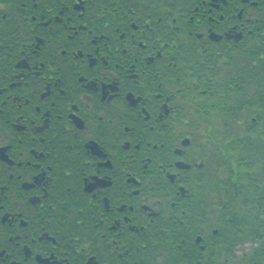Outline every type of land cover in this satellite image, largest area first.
Masks as SVG:
<instances>
[{
  "label": "flooded vegetation",
  "instance_id": "af4514ba",
  "mask_svg": "<svg viewBox=\"0 0 264 264\" xmlns=\"http://www.w3.org/2000/svg\"><path fill=\"white\" fill-rule=\"evenodd\" d=\"M263 44L264 0H0V264H264L180 111Z\"/></svg>",
  "mask_w": 264,
  "mask_h": 264
},
{
  "label": "trees",
  "instance_id": "16d2710c",
  "mask_svg": "<svg viewBox=\"0 0 264 264\" xmlns=\"http://www.w3.org/2000/svg\"><path fill=\"white\" fill-rule=\"evenodd\" d=\"M256 63L212 82L188 63L197 79L190 81L187 71V83L181 85L184 120L214 141L227 140L218 150L211 182L226 202L214 209L228 215L230 236L239 229L253 230L256 220L264 235V44Z\"/></svg>",
  "mask_w": 264,
  "mask_h": 264
},
{
  "label": "water",
  "instance_id": "95a60500",
  "mask_svg": "<svg viewBox=\"0 0 264 264\" xmlns=\"http://www.w3.org/2000/svg\"><path fill=\"white\" fill-rule=\"evenodd\" d=\"M179 165L181 168H187V169L189 168L188 166L184 165L183 163H180Z\"/></svg>",
  "mask_w": 264,
  "mask_h": 264
}]
</instances>
